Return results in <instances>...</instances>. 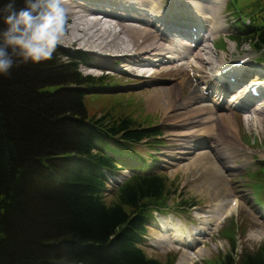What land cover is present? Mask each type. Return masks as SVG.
Listing matches in <instances>:
<instances>
[{
  "label": "trees",
  "instance_id": "trees-1",
  "mask_svg": "<svg viewBox=\"0 0 264 264\" xmlns=\"http://www.w3.org/2000/svg\"><path fill=\"white\" fill-rule=\"evenodd\" d=\"M250 20L241 39L262 51L264 17ZM37 65L0 76V264H162L142 251V237L175 192L135 151L157 148L160 132L124 111L90 116L78 89L53 83L66 70L68 85H107L82 77L78 64ZM124 169L128 178L107 191L105 172ZM226 238L231 251L201 264H264V244L235 259V239Z\"/></svg>",
  "mask_w": 264,
  "mask_h": 264
},
{
  "label": "rangeland",
  "instance_id": "rangeland-1",
  "mask_svg": "<svg viewBox=\"0 0 264 264\" xmlns=\"http://www.w3.org/2000/svg\"><path fill=\"white\" fill-rule=\"evenodd\" d=\"M134 1L136 2H133L131 5L137 8L146 18H148V15H146L145 12L153 11L149 10L152 7V4H157V8L162 12L171 14L174 11L173 8H169L168 5H171L175 0H161L163 4L158 0H148L147 2L144 0ZM179 1L180 4H183L184 2V0ZM64 2L70 5H75L84 1L75 0L74 2H71L70 0L69 2L64 0ZM209 2V0L189 1L192 9L198 8V18H202L203 20L201 28L204 27V24H206L207 21L209 22L211 19L219 18L218 12L221 5L220 18L226 25V32H220L218 38L213 41L215 49L211 50L212 55L208 52H202L205 61L202 70L199 73L202 83L197 79L198 77L196 76L195 71L185 68V71L183 72V66V69L179 71V66L187 64L188 62L179 58L176 52H172L170 55L167 54V57L164 58L163 52L167 50L166 48L170 46V43H164L159 38L160 33L156 32L154 35L152 34V38L153 40L156 39L159 43V52L162 53V55H160V60L163 62L160 64L155 62L156 64L154 65H149L145 61L141 62V65L144 66V68H149L150 73L153 72L149 79L143 78V76H140L142 78L137 77V74L134 72L126 70L129 64L123 60H118L114 55L121 53L119 51H122L123 47L129 45V42L123 33L115 34L120 28L119 26H116L119 21L116 12L110 7L109 9L113 12L115 18L111 16L100 17L103 21L98 20V24L94 27L93 31L83 37L90 42L87 47L94 48L93 50L98 53L97 55L99 58L108 62L113 60L112 66L103 70H101V67H98V69L85 67L84 65L88 61L89 55L78 51L83 49V47L79 48L78 46L84 45H80V43L71 44L68 42L70 38L68 33H66L64 43L58 47V50L63 54L67 53L72 58H62L58 56V54L54 55L53 58L54 64L56 65L63 64V66H65L68 63V60L76 64L81 62L79 65V71L83 76L91 75L92 77H98L102 74H106L105 72L108 73L106 75H112L114 70L118 71V77L116 78L112 76V79H109V84L93 89L84 86H74L72 84H70L71 86L68 85L64 82L67 77L63 78V76L67 74L66 70H57L61 77L53 80V83L56 82L54 85L59 86L64 84L61 86H65L67 89H78L83 94L82 97L84 98L85 107L90 116L95 114L99 116L106 110H112L114 112L124 111V114L130 112L134 117L141 116V120L146 122L145 126L149 125L156 131L160 132V135L156 137V142L158 143L157 148L148 147V144H141L136 147L135 151L149 164L152 171H158L153 173H161L167 177L171 192H175V195L169 200V210L163 214H154L152 221L148 224L146 229L147 236H145V242L142 247V251L148 258L155 259L162 264H168L167 261H173L172 264L199 263L203 260L207 261L214 259L219 253H227L230 250V243L220 236L221 233L224 237H228L231 232L232 236L235 237V254L240 255L244 250L256 251L264 244V181L259 174H251L254 170L262 167L258 162L264 163V94L262 97L249 98L248 100L243 99L244 97L242 98V94L249 92V89L247 88L248 85H257L264 80V48L262 51H257L253 47L254 41H245L244 39H240L236 45L231 42V39L233 40L234 38L228 37L241 36L237 29L233 27L236 23L241 32L243 29L241 27V22H244L247 18L253 19L255 16L264 17V0H214V5L210 4V6L208 5ZM203 8H207V19L203 18ZM117 9H120L117 10L118 13L125 14V10L121 6H117ZM74 10L80 11L81 9L78 7ZM185 11L186 10H184V12ZM215 11L217 12L216 14ZM73 15L74 12L68 13L69 20L67 29L71 25V18ZM77 16H82L84 20H92L93 18L82 12H78ZM163 18L165 19V17ZM152 19H154V17ZM189 20L192 19H184V22H188ZM121 22L125 23V20H122ZM102 23L105 24V26L102 27ZM188 24L192 27L191 29H196V25L193 24L191 26V23L189 22ZM256 24L257 23L253 26ZM144 25L147 26L146 24ZM242 26L245 27L246 24ZM207 30L208 27H205L204 33H202L203 36L207 34ZM75 33L81 35L80 32ZM187 37L189 39L191 38L189 36ZM223 38L225 39L226 44L222 43L221 39ZM208 43L212 45L210 41H208ZM221 48H225V50H220ZM101 51L111 52L106 53ZM100 54H107V56L102 57ZM169 56H173L175 59L171 60ZM222 57L226 59V63L219 64L221 67L218 65L217 70L214 71L212 64H215V61L218 58L222 62ZM74 58L77 60H74ZM85 58L86 62L83 65L82 61ZM156 58L158 57L154 56L153 60ZM182 61L184 64L181 63ZM237 61H242L243 64L238 70L230 66ZM115 62L122 64L117 65L118 63L114 64ZM190 63H195L193 58L190 59ZM40 64H42V62ZM246 64L250 67L246 66ZM20 66L24 67L25 72L28 71L31 73L39 65L29 63ZM20 66L16 68H21ZM225 69L228 70L223 74V70ZM145 73L146 72H144V74ZM230 73L236 74L235 77H232L230 80L235 79L236 76H241L243 78L242 82H239L237 85H232L231 83L221 84L217 81L220 77L227 81ZM218 74H220V77H217L216 80L214 77ZM210 75L212 76L214 83L221 85V89H229V95H226L224 101H222V106L232 104L229 110L223 108L218 109L215 107L214 102L211 101V99H216L218 92L211 94V88H208L207 86L209 83L205 85L206 80L210 78ZM249 75L251 76L249 77ZM254 75L258 78L256 79ZM179 76H181V78H186L180 81ZM108 78L109 77L104 78V81L108 80ZM177 81L180 82L177 83ZM194 84H198V93L193 92L192 85ZM155 88H162L159 90V93L162 94L161 101L164 99L172 103L175 101V106L172 108L173 110L170 108L163 111L165 106L160 109L156 108L151 96ZM181 90L185 96L199 95L210 99L205 102H199L197 105L207 104L212 105L215 108L216 113L213 112L214 119L212 125H214L216 118L218 117L221 120L232 119L230 117L231 115H234V119L232 120L235 122V125L238 124V131L232 129L230 126L228 128L219 126L218 128H214V132L211 134H204L201 132L200 134L199 131H205L203 128L205 125L194 123L195 121H198L197 113L194 109H190L188 113H183V110H180V105L176 102V97L174 98V96L180 93ZM237 90H239L237 94L241 95V99L246 100V102L249 103L247 105L248 108H244L245 110H238L235 108H242L237 105L240 103H233L236 95L234 96L232 93ZM226 91L227 90H223L221 96H224ZM261 91L264 93L263 89ZM200 93H202V95ZM219 100H221V98ZM180 103H184V101H181ZM256 103H258V109L252 107ZM191 106L194 107V104ZM182 107H184V104ZM248 118L250 119V122L245 123L244 119ZM184 120L189 123V125L179 127V124L184 122ZM187 134L197 135V139L190 138L188 140L187 137V141H189L188 143H193L194 141L195 145H190L189 147H195V150H192V154L190 155L176 154L177 152L184 153L185 151L191 150L185 148L187 146L186 143H182L184 146H179V149H176L175 146H173V141H176L178 138H183ZM151 144H155V142H152ZM240 145H245V147ZM237 146L245 149L246 153L251 156V160L247 159L242 152L237 150L239 149ZM209 147H213V149H210ZM250 149L251 152L254 153V156L250 154ZM217 156H219L220 159ZM222 156L224 157L222 158ZM201 157L204 159L202 160ZM180 158H183V160ZM205 158L216 163L218 167H221L222 165V170L220 169L224 176L221 180L222 186L224 185L228 192L225 196L220 195V192L214 194V191L216 190L212 191L208 184H203L204 182L201 177L203 171L207 168L205 166H208ZM255 158L257 161H253ZM201 160L202 162H200ZM126 177H128V171L124 169L120 173V181ZM223 180L226 181L224 182ZM172 182L173 184H171ZM228 182L231 183L228 184ZM115 187L116 186H111L108 188L109 190H114ZM106 199L108 201L111 200V193L107 194ZM232 199L239 201V204L237 205L238 207L236 206L237 208L235 207L229 216L223 218V214L220 217L221 212H223L222 209H224L225 206L228 208ZM188 202L196 205L197 209L192 210V208H188L190 206ZM180 204V209H178ZM196 215H202V218L198 222L195 221ZM207 221L210 223L208 225L212 226L207 227ZM168 222H171L172 226L179 231H181L182 227H184V229H190L191 225L196 228L206 226L211 230L208 231L209 234L202 235H194L198 233L197 230H191L190 233L183 230L184 243L188 244V246H178L173 241L165 240V238H169V233L164 232V229L160 226H164ZM203 222H206V224Z\"/></svg>",
  "mask_w": 264,
  "mask_h": 264
},
{
  "label": "bare ground",
  "instance_id": "bare-ground-1",
  "mask_svg": "<svg viewBox=\"0 0 264 264\" xmlns=\"http://www.w3.org/2000/svg\"><path fill=\"white\" fill-rule=\"evenodd\" d=\"M67 1L70 2V0H67ZM74 1L75 0H71V2H74ZM83 1L84 2L77 3L75 5L74 4L70 5L68 3H65V5L68 9V13L74 12V15L71 18V25L67 29V33L70 35L68 42L71 44L80 43V45L85 46V47L84 46H78L79 48L83 47V49L78 50V51L84 52L87 55H89V59L85 63L84 66L88 67V68H92V69H98V67H101V69H105V68H108V67L113 65L112 64L113 60H111L109 62L106 60H102L101 58L98 57V55H97L98 53L93 50L94 48L87 47V45L90 44V42L83 37V36H85L88 33L93 31L94 27L98 24V20L103 21L100 17H105V16L114 17L113 12L109 9V7L112 8L116 12V15L118 16L117 18H118L119 22L116 26H119L120 28L117 32H115V34L123 33L126 36L127 41L129 42V45L123 47V50L119 51L121 53L115 54L114 57H117L118 60H123L129 64L127 66L126 70H130L131 72H134L135 74H137V77L143 76V78H146V79H149L151 77V75L153 74V72L150 73L149 68L148 69L144 68V66L141 65V62L145 61L149 65H154V64H156L155 62H157V64H160L163 62L162 60H160V58H161L160 55H162V53L159 52V50H160L159 49V43L156 41V39L153 40V38H152L155 32L160 33L159 38L164 43H167V42L170 43V46H168L166 48L167 50H165L163 52L164 58L167 57V54L170 55L172 52H176L177 55L179 56V58H182L183 61L188 62L187 63L188 65H187V64H184L182 61L181 63H183L184 65L179 66V71H181L183 69V67H184L183 72L185 71V68H189V69H191V71H195L196 76L198 77L197 79H199V81H201V83H202V80H201V77L199 74L201 72L202 66L205 62L204 57L202 56V52H208L211 54V50L215 49L213 41L218 38V34L220 32H224L226 30V25H225L224 21H222L220 18V14H221L220 11H221V7L223 5V1H222V5L220 6V9L218 12L219 18L211 19L209 22L207 21L206 24H204L203 28H201L203 20H202V18H198V13H197L198 8L192 9L190 7L189 1H191V0H184L183 4H180L179 0H175L174 2H172L171 5H168L169 8H173V10H174L173 13H171V14L167 13V12L159 11V9L157 8V4H152V7L149 10H153V11L145 12V14L148 15V18H150V19L146 18L145 15H143L137 8H135L133 5H131L133 2H136L134 0H83ZM144 1L147 2L148 0H144ZM158 1L162 2L161 0H158ZM209 1H210L208 4L209 6H210V4L214 5V0H209ZM162 4H163V2H162ZM117 6H121L125 10V14L118 13L117 10H120V9H117ZM78 7L81 9L80 11L74 10L75 8H78ZM184 10H186V11L184 12ZM78 12L85 13L87 15H90L93 18H92V20H86V19L84 20L82 16H77ZM216 13L217 12L215 11V14ZM207 14H208L207 8H203V18L207 19L208 18ZM153 17H154V19H152ZM163 17H165V19ZM184 19H192V20H189L188 22L191 23V26L194 24L198 28V33H196V35L199 37L200 42L198 43L199 45H197V47L194 49L191 48L193 46L192 45L193 43L191 41L188 40L189 42H186V41L180 42V40L177 39V38H179L178 37L179 35L177 33L176 34L170 33V31L175 29L176 26L190 28L188 22H186V21L184 22ZM122 20H125V23L121 22ZM144 24H146L147 26H145ZM101 25H102V27L105 26V24H103V23ZM205 27H208V30L206 32L207 33L206 36H204L205 38H203L201 36L203 35L202 33H204ZM75 32H80L81 35H77ZM188 34L189 33H185V36H187ZM192 36L193 35L190 34V37H192ZM208 41H210L212 43V45L210 43H208ZM177 47H180V49H177ZM171 48H174V49H171ZM101 52L108 53L111 51H101ZM100 56L106 57L107 54H100ZM154 56H156L158 58L153 60ZM188 56H192V57H188ZM169 58L171 60L175 59L173 56H169ZM191 58L194 59L195 63H190ZM222 58H223L222 62L218 58L215 61V64H212L214 71L217 70L219 64L226 63L225 62L226 59L224 57H222ZM117 63L118 62H115L114 64H117ZM231 63H233V62H231ZM119 64H122V63H118L117 65H119ZM246 66H249V65L246 64ZM144 72H146V73L144 74ZM112 73H113L112 75L111 74L108 75L109 78L106 81H104V78H107L105 76H98V77L94 76V78H102L103 82H105V84H109V79L110 78L112 79V76L116 77V78L118 77L117 76L118 71L114 70V72H112ZM87 76L92 77L91 75H87ZM144 76H146V77H144ZM250 76L251 75H249V77ZM254 76L256 79L258 78L256 75H254ZM254 76H252V77H254ZM217 77H220V74H218L214 78L217 80ZM140 78H142V77H140ZM185 78L186 77L181 78V76H179L180 81L182 79H185ZM236 78H237V76H236ZM180 81H177V83ZM208 83H209V85H207ZM197 85H195V84L192 85L193 86V92H197V93L199 92V87ZM205 85H207L208 88H211L210 89L211 94L214 92L215 93L218 92L216 99L215 98H214L215 100L211 99V101L214 102V105L216 108H218V109L223 108V109H228V110L231 108L232 104L222 106V101H224V98L226 97V95H229V92H230L229 89H224V88L221 89V85L214 83L211 75H210V78L206 80ZM93 89H95V88H93ZM161 89L162 88H155V90L152 92L151 96H152L153 101H154L153 104H155L157 109H160L163 106H165L163 111H166L167 109H170V108L172 109L173 106H175V101L172 103V102H170L164 98H163L164 100L161 101V95L162 94L159 93V90H161ZM262 89L264 91V87ZM202 90H204V89H202ZM223 90H227V91L225 92L224 96H221L222 95L221 93L223 92ZM238 91L239 90L232 93V95H234V96L236 95L235 98L233 97L234 98L233 103L237 102V103H240L239 106H244L245 108H248V106H247L248 103H246V100L241 99V95L237 94ZM182 92L183 91L181 90V92H180L181 94L178 93L177 95L174 96V98L176 97V99H177L176 102L180 105V110L182 109L183 113H188V111L190 109H194V111L197 113L198 121H195L194 123L205 125V126H203L205 131H199V133L201 132L204 134H211L214 132V128H218L219 126H222L225 128H228L230 126V127H232V129H236L238 131V129H239L238 124L235 125V122L232 120V119H234V115H231L230 118H232V119L221 120L218 117V118H216L214 125H212V121L214 119V113H216L215 108L212 105H207V104L197 105L199 102L200 103L205 102L206 100H210V99L203 97V96H199V95H197V93H196L197 96H185L184 93H182ZM245 92H247V91H245ZM168 94H169V91H168ZM200 94L202 95V93H200ZM247 94H249V92ZM262 94H264V93H262ZM220 98H221V100H219ZM248 99H249V96L247 97V100ZM181 101H184V103H180ZM183 104H184V107H182ZM193 104H194V107L191 106ZM257 105H258V103L254 104L252 107H256L255 109H258ZM244 122L248 123V122H250V119L249 118L244 119ZM233 124H234V126H233ZM187 125H189V123L185 122V120H184V122L179 124V127L187 126ZM187 137H188V140L190 138L191 139H197V135L187 134L183 138H178L176 141H173V146H175L176 149H179L180 148L179 146H184V144H182V143H186L187 146L185 148L191 149V150L185 151L184 153L183 152H177L176 154L190 155V154H192V150H195V147H192V148L189 147L190 145H193V146L195 145L194 141H193V143L192 142L188 143L189 141H187ZM203 148H206V147H203ZM216 152H218V151H216ZM242 153L244 154V156L247 159L251 160L250 155H248L246 152H242ZM217 157L220 159L219 156H217ZM223 157L224 156H222V158ZM233 158H237V157H233ZM180 159L183 160V158H180ZM201 159L203 160L204 158L201 157ZM202 160L200 162H202ZM205 160H206L208 166L205 164L206 165L205 167H207V168L203 171V174L201 177L203 182H204L203 184H208L210 186V188L212 189V191L216 190V191H214V194L217 192H220L221 193L220 195L225 196V194L228 192L226 191L224 185L222 186L221 180H222V177H224L222 175V172H221L222 165L220 164L221 167H218V165L216 163H214L213 161L211 162L210 159L205 158ZM201 165H203V164H201ZM223 166H224V164H223ZM225 168H232V167H225ZM223 181L225 182L226 180H223ZM229 183H231V182H228V184ZM238 204H239L238 200L236 201L235 199H232L228 205V208L225 206V208L222 209L223 212H221L220 217L223 214H224L223 218L229 216V214L232 212V210ZM196 209H197V206L192 207V210H196ZM201 218H202V215H196L195 221L198 222ZM204 224H206V222ZM208 224H210V223L207 221L206 226L207 227L212 226V225H208ZM206 226H201L199 228H196L195 226L191 225L190 229H184V227H182L181 231H179L177 228L172 226L171 222H168L166 225L160 226V227H162L164 229L163 230L164 232L169 233V238H165V240L173 241L178 246H186V245L188 246V244L184 243L185 240H184L183 230H185L188 233H190L191 230H193V231L197 230L198 233H196L194 235L209 234L208 231L211 229L207 228ZM233 229H235V228H233ZM170 231H171V233H170ZM196 240H197V238H196ZM194 242H196V241H194ZM204 244H205V241H204ZM184 252H186V251H184ZM184 252H182V253H184Z\"/></svg>",
  "mask_w": 264,
  "mask_h": 264
},
{
  "label": "clouds",
  "instance_id": "clouds-1",
  "mask_svg": "<svg viewBox=\"0 0 264 264\" xmlns=\"http://www.w3.org/2000/svg\"><path fill=\"white\" fill-rule=\"evenodd\" d=\"M68 20L64 0H0V76L53 59Z\"/></svg>",
  "mask_w": 264,
  "mask_h": 264
}]
</instances>
